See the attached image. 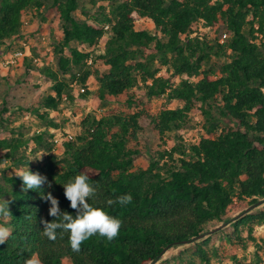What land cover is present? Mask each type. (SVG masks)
<instances>
[{
	"label": "trees",
	"instance_id": "1",
	"mask_svg": "<svg viewBox=\"0 0 264 264\" xmlns=\"http://www.w3.org/2000/svg\"><path fill=\"white\" fill-rule=\"evenodd\" d=\"M78 1L52 0L62 33L51 53L55 69L40 65L33 48L30 56L17 61L26 80L37 72L50 84L51 93L27 114L56 129L48 112L56 111L63 98L73 101L72 84L84 90L75 89L81 100L91 95L93 108L140 86L148 101L165 97L183 106L150 113L141 102L133 114L88 115L74 140L65 137L57 144L45 132L30 138L16 135L4 129L1 119L0 164L8 162L17 172L7 176L0 170V199L9 200L11 214L0 216V224L10 228L0 244V264H27L33 255L41 264H212L208 246L215 233L221 234L233 264H257L245 263L237 251L251 245L259 259L258 252L264 250V239L255 237L264 226V0H108V11L102 8L93 22L73 16ZM43 7L44 0H0V47L23 35L28 10ZM142 19L152 23L153 32L135 30L134 23ZM199 23L210 30L222 28L227 38L220 42L196 35ZM71 44L102 47L93 60L100 61L102 70L88 65L91 52ZM91 79L97 84L93 91L88 89ZM127 102L138 105L133 96ZM190 113L203 116L205 134L188 152L179 151L178 166L165 169L166 164L152 163L132 171L138 152L127 143L136 139L140 120H149L163 137L182 132ZM30 143L33 152L46 153L40 165L18 154ZM53 147L61 159L52 154ZM27 164L30 171L46 176L51 187L43 186V192H50L60 209L73 215L62 185L87 173L96 188L88 202L122 221L117 237L109 242L93 236L73 251L67 232L57 230L55 240L44 236L41 220L53 219L50 203L41 190L23 189L19 175ZM126 194L132 197L129 204H107ZM200 235L205 236L197 239ZM190 244L194 246L183 252L186 256L172 263L162 259L169 249Z\"/></svg>",
	"mask_w": 264,
	"mask_h": 264
},
{
	"label": "rangeland",
	"instance_id": "2",
	"mask_svg": "<svg viewBox=\"0 0 264 264\" xmlns=\"http://www.w3.org/2000/svg\"><path fill=\"white\" fill-rule=\"evenodd\" d=\"M51 3L52 0H44V7L39 11L35 9L28 10L24 19L26 24L22 25L23 35L16 36L6 45L0 47V120H3L5 130H14L16 135L22 133L24 138H30L33 134L45 132L48 141L57 144L65 138L66 132H69L75 138L81 130L82 121L88 115L104 117L113 113L133 114L142 108L139 105L141 102L146 105L147 111L150 113L159 112L162 108L168 106L171 109L183 106V103L178 101L169 103L165 97L148 101L144 89L140 86L132 89L128 95L121 96L111 103L101 104L93 108L90 102L91 95L86 100H81L77 96L76 90L79 91L82 87L72 84L73 90L76 89L75 91L72 90V94L75 96L73 101L63 98L56 111L48 112L49 118L57 125L56 129L48 127L47 122H42L37 117L27 114L28 109L35 108L44 96L51 93L50 84L37 72L33 73L30 81L26 80L24 70L18 62L13 66L5 64L6 61L10 60L13 52L16 50L23 51V43L26 42L25 44L29 46V50L31 49L30 52H32V48L35 51L40 65L55 69V60L51 53L53 47L62 39V33L60 22L51 8ZM109 3L108 0H79L77 10L73 13V16L80 21L93 22V19L100 18L102 8L108 11ZM30 26L32 27L31 32H35L34 36L30 35L32 34L28 30ZM134 28L135 30L146 29L151 32L154 29L152 23L147 19L134 23ZM200 33L205 34L208 39L212 40L215 37L220 39L224 30L222 28L210 30L199 23L196 25V35ZM71 46L83 52H91L93 58L88 61V65H92V70H102L100 61H93L103 53L102 47L90 48L88 46H78L77 44H71ZM88 89L90 91L97 89L94 79L90 80ZM130 96L137 99L136 104L138 105L129 106L127 101ZM4 109L7 111L3 112ZM204 124L205 120L202 115L190 113L188 123L182 132L173 131L161 137L153 129L149 120L141 119V130L138 132L136 139H129L127 143L130 149L138 152L137 155L133 156L132 171L146 169L152 163H155L158 167H163L166 164L165 169L167 166H178L179 151L186 150L188 152V147L205 134ZM219 125L220 128H223L225 123L220 122ZM33 147V143H30L27 148L20 149L18 154L25 156L31 165H40L46 153L43 151L33 152ZM164 152L171 153L172 158ZM52 154L58 159L62 158V154L57 148L53 147ZM183 158L187 157L184 156ZM165 169L161 170V174H164ZM0 170H6L7 176H13L17 172V170L10 168L8 162L0 164ZM255 237L259 240L264 239V226L257 228ZM193 246V244H190L169 249L162 259L171 260L172 263L181 254L186 256L183 252L185 250L190 251ZM208 247L210 252H213L212 264H233L229 249L223 243L220 233H215L210 238ZM255 254V249L251 245L247 246L245 252L241 249L237 251L238 258L245 261V263L264 264V250L258 252L259 259L255 258ZM69 262L65 261L63 264H71ZM176 264L180 263L176 262ZM196 264L200 263L197 262Z\"/></svg>",
	"mask_w": 264,
	"mask_h": 264
},
{
	"label": "clouds",
	"instance_id": "3",
	"mask_svg": "<svg viewBox=\"0 0 264 264\" xmlns=\"http://www.w3.org/2000/svg\"><path fill=\"white\" fill-rule=\"evenodd\" d=\"M19 178L22 181L24 190H41L42 197L50 203L48 209L49 216L53 217L51 222L41 220L43 225V234L49 240H55L57 230L69 234V244L73 251H79L80 245L93 236L104 237L107 241L114 240L122 226V221L116 217L110 216L100 206H94L88 201L96 195V188L90 183L87 173L81 172L74 178L63 184L64 196L70 202L69 206L75 210V214L62 211L59 207V200L50 192L44 193L42 187L48 183L46 176L30 171L27 166L23 169ZM130 194L117 197L116 200L108 199L107 204L127 205L131 202ZM0 216H11L9 211V200L0 199ZM10 236V228L0 224V244ZM27 264H41L37 255H33L27 260Z\"/></svg>",
	"mask_w": 264,
	"mask_h": 264
},
{
	"label": "built area",
	"instance_id": "4",
	"mask_svg": "<svg viewBox=\"0 0 264 264\" xmlns=\"http://www.w3.org/2000/svg\"><path fill=\"white\" fill-rule=\"evenodd\" d=\"M23 24H26V22L24 21ZM105 29H107V27H105ZM227 38V35L226 34H222V37L219 39L220 42H223L224 39ZM26 42L23 43V51L22 50H16L15 52H13L10 60L6 61V64L5 65H15V63L19 60H21L23 57L25 56H30L31 55V52L29 50V46L27 44H25ZM80 92L83 93L84 90L83 89H80ZM68 140H72L73 139V136L69 133V132H66V136H65Z\"/></svg>",
	"mask_w": 264,
	"mask_h": 264
},
{
	"label": "water",
	"instance_id": "5",
	"mask_svg": "<svg viewBox=\"0 0 264 264\" xmlns=\"http://www.w3.org/2000/svg\"><path fill=\"white\" fill-rule=\"evenodd\" d=\"M224 226H225V225H222V226H220V227H218V228H215L214 230H212V231L210 232V234L215 233V232H218V231L221 230ZM204 236H205V235H200L197 239H201V238H203ZM152 264H154V263H152Z\"/></svg>",
	"mask_w": 264,
	"mask_h": 264
},
{
	"label": "crops",
	"instance_id": "6",
	"mask_svg": "<svg viewBox=\"0 0 264 264\" xmlns=\"http://www.w3.org/2000/svg\"><path fill=\"white\" fill-rule=\"evenodd\" d=\"M31 29H32V27L30 26V27L28 28V30L31 31ZM65 261H68V260H65ZM65 261H64V262H65ZM69 263H70V262H69Z\"/></svg>",
	"mask_w": 264,
	"mask_h": 264
}]
</instances>
